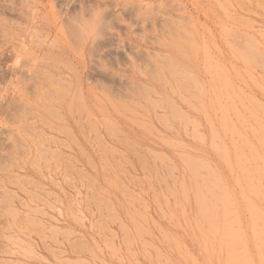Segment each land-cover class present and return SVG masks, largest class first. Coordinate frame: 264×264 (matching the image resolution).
<instances>
[{"label":"rangeland","instance_id":"obj_1","mask_svg":"<svg viewBox=\"0 0 264 264\" xmlns=\"http://www.w3.org/2000/svg\"><path fill=\"white\" fill-rule=\"evenodd\" d=\"M0 264H264V0H0Z\"/></svg>","mask_w":264,"mask_h":264}]
</instances>
